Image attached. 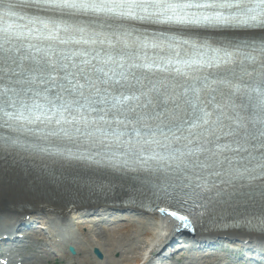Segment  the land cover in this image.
Segmentation results:
<instances>
[{
	"label": "snow or ice",
	"instance_id": "1",
	"mask_svg": "<svg viewBox=\"0 0 264 264\" xmlns=\"http://www.w3.org/2000/svg\"><path fill=\"white\" fill-rule=\"evenodd\" d=\"M20 152L264 235V0H0V153Z\"/></svg>",
	"mask_w": 264,
	"mask_h": 264
},
{
	"label": "bare ground",
	"instance_id": "2",
	"mask_svg": "<svg viewBox=\"0 0 264 264\" xmlns=\"http://www.w3.org/2000/svg\"><path fill=\"white\" fill-rule=\"evenodd\" d=\"M8 157L10 156L0 157V226H2V230L13 228L12 226L21 227L24 218L30 216L32 219L35 217L42 220L43 225L48 227L49 232L46 235L48 242L50 236L55 238L50 247L48 245L45 247L40 244L42 238H39L41 235L38 230H25L18 233L20 234L19 237H23L28 242L23 240L18 245H6L4 248L6 252L5 250L2 251L1 255L5 257V260H9L10 264H34L38 257L37 254L51 256L56 250L65 251L67 243L77 247L78 253L82 257L75 264H97L95 261L91 262L89 257L94 248L102 251L103 256H105L104 264H167L168 260L173 261L171 264H179L177 261L182 259L183 255L186 256L183 264L245 263L244 260L247 259H241V254L245 252L242 247L234 246V251L212 248L209 244L211 240L208 238L214 239V236L204 238L203 235L205 234L220 237L227 235L231 239L242 237L243 240H248L249 237L255 239L254 243H251L252 245L264 247V235L261 234L260 229L239 226L215 227L218 224L212 223L214 227H211L212 229L209 231L204 230L201 226L196 229L198 233L197 236L195 235L196 239L195 237L189 238L190 236L184 237V240H180L166 251L161 248L164 237L170 231L175 232V225L167 217L145 210L143 207L145 194L138 196L130 192V187L134 183L133 180L124 181L116 177L88 180L82 176L90 173H83L78 170L75 171L81 176L69 177L67 173L73 172L75 175L74 170L66 169L60 173V170L49 168L41 171L32 165L15 163L6 159ZM47 174H49L50 180L46 178ZM48 181H52L51 187ZM47 190L53 192V194L49 192L53 196V200L46 198L43 201L38 200L37 196H43V194L35 195L36 193H33ZM110 211L114 212L111 213V217L116 218V221L103 219V217L110 218ZM129 214H131L130 216L133 214L134 218L131 220L121 218L122 215ZM121 220L131 224V226L127 225L124 233H111V230L106 228V224L116 225ZM144 226L145 229H143ZM133 227L136 230L132 233ZM83 230H87L85 232L92 236L84 235ZM114 231L116 232L115 229ZM199 232L201 233L199 234ZM212 232L213 234H211ZM104 234H107L105 243L94 241V238H103ZM126 236L129 237L128 241ZM186 239L188 242L185 241ZM131 240L134 242L130 244ZM180 243H188V247L182 249L178 254L172 253ZM158 247L161 248V251L154 256ZM25 249L32 251L31 258L23 255ZM197 249L202 250V253L200 254ZM247 250L246 255L252 256L254 252ZM189 253L191 255L188 257ZM116 254L120 255L121 258L117 259ZM252 259L255 261L254 264H258L260 259L264 260V255L256 253Z\"/></svg>",
	"mask_w": 264,
	"mask_h": 264
},
{
	"label": "rangeland",
	"instance_id": "3",
	"mask_svg": "<svg viewBox=\"0 0 264 264\" xmlns=\"http://www.w3.org/2000/svg\"><path fill=\"white\" fill-rule=\"evenodd\" d=\"M111 213H114V212L113 211H110V214H109L110 215V218L109 217H103V219H105L107 221H110V220L116 221V218L111 217ZM125 214H127V213H125ZM130 215L131 214L126 215V216H123L122 215L121 218L122 219L125 218L127 220H131L132 218H134V215L133 214H132V216H130ZM121 218H119V219H121ZM127 225H130L131 226V224H128L124 220H121V222L119 224H116V225H111L110 226L109 224H106V226H107L106 228L109 229V230H111V233L117 234L118 232H123L124 233L125 230H126L125 228H127ZM39 226H42V225H39ZM138 228H140V227H138ZM114 229L116 230V232L114 231ZM143 229H145V226H144ZM135 230L136 229H134V227H133V229L131 230V232L133 233ZM139 230H141V229H139ZM85 231H87V230H83L82 233L84 235H87L88 233H86ZM40 234H41V238H42L41 246L48 245L49 242L46 240V237H48V236H46L47 234L44 235V233H42V232ZM42 235L44 237H42ZM88 236H92V235L89 233ZM102 237L103 238H99V239L94 238V241L95 242L101 241L102 243H105V239H107V234H104ZM143 239H144V237H143ZM126 240L127 241L129 240V237L128 236H126ZM132 242H134V241L131 240L130 244ZM107 244H109V242H107ZM93 251L94 250H92L91 253L89 254V257L91 258L90 261L91 262L92 261H95L97 264H104L105 263V256H103V253H102L103 258L100 260L96 256H94ZM23 255L24 256H28L27 258H31L32 251L30 249H25ZM37 256L38 257H37V259H35L34 264H75V263L79 262V260L82 258L80 256V254L78 253V250H77V254L75 256H73V255H71V254H69V253H67L65 251H59V250H56V253H54V255H51V256H47V255H43V254L42 255L37 254ZM115 257L118 259L120 257V255H117L116 254ZM47 261H50V262H47ZM171 262H173V261L168 260L167 264L168 263L171 264ZM174 262L176 263V261H174ZM177 262L179 264H183L184 259H179Z\"/></svg>",
	"mask_w": 264,
	"mask_h": 264
},
{
	"label": "water",
	"instance_id": "4",
	"mask_svg": "<svg viewBox=\"0 0 264 264\" xmlns=\"http://www.w3.org/2000/svg\"><path fill=\"white\" fill-rule=\"evenodd\" d=\"M39 198H41V197H39ZM71 252H72V254H75V251H74L73 248H71ZM95 253H96V255H97L99 258L102 257L101 254H100V252H99L98 250H96Z\"/></svg>",
	"mask_w": 264,
	"mask_h": 264
}]
</instances>
